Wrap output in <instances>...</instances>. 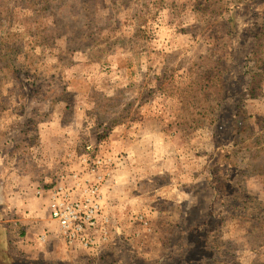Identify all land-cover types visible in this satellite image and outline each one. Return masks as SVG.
Instances as JSON below:
<instances>
[{
	"label": "rangeland",
	"instance_id": "1",
	"mask_svg": "<svg viewBox=\"0 0 264 264\" xmlns=\"http://www.w3.org/2000/svg\"><path fill=\"white\" fill-rule=\"evenodd\" d=\"M259 60L264 0H0V264H264ZM87 144L110 245L27 254L50 233L21 221L90 176Z\"/></svg>",
	"mask_w": 264,
	"mask_h": 264
},
{
	"label": "built area",
	"instance_id": "2",
	"mask_svg": "<svg viewBox=\"0 0 264 264\" xmlns=\"http://www.w3.org/2000/svg\"><path fill=\"white\" fill-rule=\"evenodd\" d=\"M94 152L92 145L84 147V161L87 163L89 159L92 162L88 172L90 176L72 172L61 174L52 188L38 192L47 200L50 218L57 224L59 238L67 245H79L90 253L104 250L112 240L111 220L103 203L104 178L98 174L95 176L99 169L95 166L100 161Z\"/></svg>",
	"mask_w": 264,
	"mask_h": 264
},
{
	"label": "crops",
	"instance_id": "3",
	"mask_svg": "<svg viewBox=\"0 0 264 264\" xmlns=\"http://www.w3.org/2000/svg\"><path fill=\"white\" fill-rule=\"evenodd\" d=\"M65 141H63V143H65V145H63V143L61 142V145H59L60 139L59 140H54L52 142H55L56 148L59 149V153L57 152V154H64L67 151L68 145L72 144V147L74 148V144L76 143L75 141H77L76 138L72 137L70 138H64ZM66 142H69L68 144ZM72 142V143H70ZM71 146V145H70ZM72 148V150H73ZM39 184V183H38ZM1 187V186H0ZM7 187H11L10 185H7ZM6 187V188H7ZM1 197H2V189L0 190V201H1ZM37 199V203H35V215L32 218L37 219L36 222L31 218V219H27V221H21V225L25 227V230L27 231L26 234V238L28 239V241L33 240L34 239V234L36 233L35 230H37L38 232L40 231L41 234H43L44 232H46V230L50 233L49 236H47V247L42 246L41 250H35L34 245H26L23 247L22 250H24V252H26L27 254L30 255H41V252L43 253H52V255H56L58 253V247L60 246L61 239L59 238L58 235V227L57 224L55 222H53L50 218V214H49V210L47 208V200L44 198H36ZM20 200H21V207L20 210L21 211H28V210H32V205H30L28 199H25V195L20 196ZM38 210V211H37ZM40 234V235H41ZM46 240V239H45ZM39 248V247H36ZM82 250L83 252H88L86 250H84L83 248H81L79 245H72V250ZM81 251V252H82ZM113 251V249H112ZM100 252H103V250H101ZM43 253V254H44ZM90 254V252H88ZM95 254V253H92Z\"/></svg>",
	"mask_w": 264,
	"mask_h": 264
},
{
	"label": "trees",
	"instance_id": "4",
	"mask_svg": "<svg viewBox=\"0 0 264 264\" xmlns=\"http://www.w3.org/2000/svg\"><path fill=\"white\" fill-rule=\"evenodd\" d=\"M259 62H261L259 64H260V71L262 72V74L258 72L252 73V82H251L252 86L249 91V95L251 98H255L257 96V90L259 88L260 82L264 78V61L259 60Z\"/></svg>",
	"mask_w": 264,
	"mask_h": 264
}]
</instances>
